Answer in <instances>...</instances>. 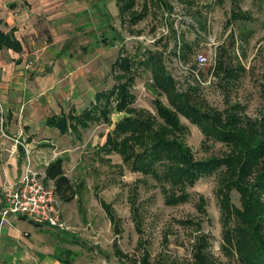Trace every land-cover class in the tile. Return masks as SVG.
Masks as SVG:
<instances>
[{
	"label": "rangeland",
	"instance_id": "obj_1",
	"mask_svg": "<svg viewBox=\"0 0 264 264\" xmlns=\"http://www.w3.org/2000/svg\"><path fill=\"white\" fill-rule=\"evenodd\" d=\"M169 1L178 4L172 11L164 8V0L159 6H156L158 2L155 3V0H136L139 8L146 3V17L134 26L123 23L121 19L115 21L120 39L112 46L108 65L102 62L100 75L104 83L95 90L111 88L117 83L109 62L115 61L119 55L141 62L150 50L163 52L167 70L176 81L177 88L184 90L191 84L190 69L195 68V56L202 52L213 61L215 54V62L221 58L227 69L234 70L236 77L228 79L223 72L215 76L212 70L210 78L211 70L200 67V78L204 82L209 79L210 83L199 84L193 97L202 102L197 104L199 108L202 111H223L234 107L242 116H260L264 112L261 71L264 0H190L191 6L178 0ZM169 1L165 0L166 3ZM232 11L239 14L238 18H246L227 24ZM166 13L169 14L167 17ZM165 24L173 27L174 38L170 30L159 43L149 47L134 39L158 31ZM201 24L205 30L200 29ZM179 39L191 45L192 53L185 62L174 55ZM135 70L134 83L129 86L135 98L131 106L146 111L155 118V123L164 125L157 108L159 103L166 107V99L157 97L150 88L149 69L139 66ZM123 116L112 112L110 120L115 124ZM145 117L146 114H143L141 119ZM178 123L188 130L178 141L184 151L187 149L190 152L193 161L220 157L225 152L220 142L205 139L199 128L183 117H179ZM109 130L112 126L107 127L100 121L81 130L80 139L73 136L66 139L70 156L67 155L69 160L64 164V172L70 180H81L83 187H77V196L70 203L60 202V216L68 229L61 231L46 225L36 226L14 216L11 219L12 228L21 234L29 233L27 241L33 251L30 257L23 258L18 254L17 258L8 260L11 263L4 261L3 264H47L44 262L46 257L58 264H190L193 246L200 237L208 240L215 264H239L222 249L220 213L215 197L218 173L199 176L193 187L186 188L187 196L183 201L166 205L152 173L144 175L131 171L122 165L118 155L105 156L101 153L99 148ZM75 161L78 162L73 169ZM158 174L164 175L165 172ZM46 185L52 186L49 183ZM172 192L180 194L178 190L173 189ZM231 202L238 207L235 192ZM134 204L139 207L138 225L134 223V211L130 207ZM105 206L113 210L115 222L109 219ZM138 240L141 242L138 243ZM117 249L123 256L117 253Z\"/></svg>",
	"mask_w": 264,
	"mask_h": 264
},
{
	"label": "trees",
	"instance_id": "obj_2",
	"mask_svg": "<svg viewBox=\"0 0 264 264\" xmlns=\"http://www.w3.org/2000/svg\"><path fill=\"white\" fill-rule=\"evenodd\" d=\"M115 1L122 20L131 26L144 19L147 14L146 3L137 10L136 0ZM161 1L155 0V3L158 2L156 6ZM178 1L186 6L192 5L190 0ZM164 3H161L164 8L172 11L169 3L165 0ZM237 12H231L227 24L246 18H238ZM200 29L205 30V26L201 24ZM170 30L174 38L175 32L171 25ZM161 40L162 38L158 43ZM178 42L179 48L174 55L185 62L192 53L191 45L183 39ZM6 45H10V36L0 33V47ZM145 55V60L141 62L119 55L112 66L117 81L115 85L97 92L95 102L80 115L69 114L68 118L61 116L47 122L64 133L67 131L68 119L71 132L80 136V130L87 129L91 123L102 121L109 124L112 112L123 113L124 116L107 133L105 142L99 149L105 156L118 155L122 165L131 171L144 175L152 173L166 205L183 201L187 196L186 188L193 187L199 176L218 173L215 197L220 213L222 249L239 264H264V112L256 118H250L239 114L234 107L223 111H202L197 105L202 102L193 98L198 92L199 83L195 82L187 85L186 89L179 90L167 70L163 52L150 50ZM139 66L149 69L150 88L157 97L163 96L167 101V106L164 107L157 100V114L164 125L155 123V118L146 111L131 106L135 98L129 91V86L134 83L135 72L137 73L135 69ZM213 71L215 76L223 72L228 79L236 77L234 70L227 69L221 58L216 60ZM261 71L264 81V51ZM143 114H146L144 120L141 119ZM179 117L198 127L205 139L220 142L225 147L223 155L193 161L190 152L187 149L184 151L178 141L188 131L186 126L178 123ZM161 171L165 174L159 175ZM43 182H51L57 199L64 204L70 203L77 196V190L64 174L62 158H56L47 164ZM173 189L180 194L176 195L172 192ZM233 192L238 195V207L231 202ZM105 207L109 219L115 222L113 210L110 206ZM130 207L134 211V223L138 225L139 207L136 204ZM117 253L123 256L118 249ZM143 261L146 262L145 257ZM190 264H215L205 237H200L193 246Z\"/></svg>",
	"mask_w": 264,
	"mask_h": 264
},
{
	"label": "crops",
	"instance_id": "obj_3",
	"mask_svg": "<svg viewBox=\"0 0 264 264\" xmlns=\"http://www.w3.org/2000/svg\"><path fill=\"white\" fill-rule=\"evenodd\" d=\"M120 19L127 23L115 0H0V33L10 36V45L0 47V206L4 188L21 174L26 152L33 169L43 171L45 162L62 158L64 171L70 156L66 139L81 135L71 132L68 119L64 133L47 120L78 116L97 92L109 89L95 90L104 83L102 62L108 65L120 39ZM73 186L83 188L82 181ZM12 218L0 225V264L33 251L29 233L12 228ZM44 262L58 264L50 257Z\"/></svg>",
	"mask_w": 264,
	"mask_h": 264
},
{
	"label": "built area",
	"instance_id": "obj_4",
	"mask_svg": "<svg viewBox=\"0 0 264 264\" xmlns=\"http://www.w3.org/2000/svg\"><path fill=\"white\" fill-rule=\"evenodd\" d=\"M169 1V0H168ZM169 5L175 8L177 2H170ZM169 14L166 13V17ZM177 29V28H175ZM174 30V29H173ZM170 33V27L166 24L158 31H154L146 36L140 35L134 39L140 42L143 46H151ZM177 49L179 48V42ZM210 45V44H209ZM179 61V60H178ZM181 65V64H180ZM195 68L190 69L192 77L191 84L197 82L205 85L210 83L209 79L204 82L200 78L199 68H211L215 66V54L213 61L204 53H198L195 56ZM49 162H45L46 167ZM44 170H35L31 166V162L26 152V163L19 177L3 190V200L0 206V225L8 222L9 217H22L36 226H49L53 229L66 230V222L61 218L60 201L57 199L53 186H47L43 182Z\"/></svg>",
	"mask_w": 264,
	"mask_h": 264
}]
</instances>
